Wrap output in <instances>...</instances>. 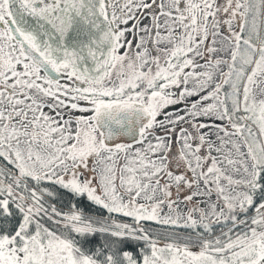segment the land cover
I'll return each mask as SVG.
<instances>
[{
	"label": "snow or ice",
	"instance_id": "1",
	"mask_svg": "<svg viewBox=\"0 0 264 264\" xmlns=\"http://www.w3.org/2000/svg\"><path fill=\"white\" fill-rule=\"evenodd\" d=\"M0 264H264V0H0Z\"/></svg>",
	"mask_w": 264,
	"mask_h": 264
}]
</instances>
